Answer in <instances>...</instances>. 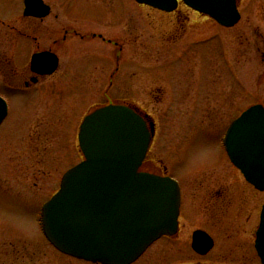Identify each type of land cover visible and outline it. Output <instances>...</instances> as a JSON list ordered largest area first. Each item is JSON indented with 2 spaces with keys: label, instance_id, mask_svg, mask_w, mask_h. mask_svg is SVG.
I'll return each instance as SVG.
<instances>
[{
  "label": "rangeland",
  "instance_id": "rangeland-1",
  "mask_svg": "<svg viewBox=\"0 0 264 264\" xmlns=\"http://www.w3.org/2000/svg\"><path fill=\"white\" fill-rule=\"evenodd\" d=\"M48 1L52 12L44 20L47 29L37 32L40 46L53 45L56 39L61 42L64 29L77 34L70 32L64 46H56L61 63L54 75L26 93L0 89L9 106L0 126V236L5 241H15L11 237L19 235L14 232L41 233L37 218L40 204L59 187L66 169L82 160L77 140L79 124L86 114L108 104L131 105L150 115L155 135L148 160L155 162L160 157L167 164L168 155L161 156V146L171 151L188 142L198 161L217 159L220 168L231 167L222 140L227 122L253 104L264 105V64L258 52L264 44V0H237L241 17L229 28L182 3L176 11L167 13L134 0ZM13 11L6 0H0V41L2 36L14 40L24 54L23 48L31 44L27 42V25L18 21L20 33L5 27L17 23L19 16ZM81 35L85 36L83 40ZM30 52L25 53L26 60ZM11 54L8 51L12 67L20 70L24 59ZM4 69L0 64V87L13 81L4 76ZM209 104L223 106L226 111L221 128L200 126ZM182 160L170 162L175 175L181 173L177 167ZM208 172L193 175L203 176L189 179L190 186L191 182L210 181L230 194L225 199L228 203L237 204L231 183L235 176L230 174L225 185V176L221 179ZM258 198L262 205L264 192ZM255 203L250 196L245 197L244 204L250 211L247 226L253 223ZM229 217L232 215L221 216L220 224ZM227 231L213 228L223 244L207 257H195L196 264H229L222 249L229 246ZM39 246L49 257L50 250ZM159 248V243L153 244L136 264L193 262L183 250L180 256L173 251L159 260ZM51 254L54 259L53 250ZM46 256L42 255L37 264H43ZM256 257L253 249L229 256L239 260L231 264H261Z\"/></svg>",
  "mask_w": 264,
  "mask_h": 264
},
{
  "label": "water",
  "instance_id": "water-1",
  "mask_svg": "<svg viewBox=\"0 0 264 264\" xmlns=\"http://www.w3.org/2000/svg\"><path fill=\"white\" fill-rule=\"evenodd\" d=\"M136 1L170 12L179 0ZM180 1L224 27H233L241 17L237 0ZM25 5V15L49 14L42 0H25ZM48 54L33 55L32 68L41 74L56 70L57 58ZM43 62L47 68L37 69ZM6 114L0 97V124ZM154 130L153 122L120 104L99 107L83 118L78 132L83 160L63 174L59 190L41 211L43 232L57 249L103 264H130L162 234L176 231L177 183L139 169ZM224 144L245 179L264 191V107L254 104L244 110L229 126ZM203 235L208 250L212 240ZM255 248L264 264V204Z\"/></svg>",
  "mask_w": 264,
  "mask_h": 264
},
{
  "label": "flooded vegetation",
  "instance_id": "flooded-vegetation-1",
  "mask_svg": "<svg viewBox=\"0 0 264 264\" xmlns=\"http://www.w3.org/2000/svg\"><path fill=\"white\" fill-rule=\"evenodd\" d=\"M6 1L8 3V8L14 10L18 14L17 16L19 17L17 18L19 19L16 20V24H12L11 26L9 23L5 25V27L9 30H14L20 33L21 29L17 24L18 21H23L22 23H25V25H27L28 27L26 29H29L30 31V35L27 34L26 36L28 38L27 42L31 44H26V46L28 47L26 49L23 48L22 51L24 54H22L20 52V49L18 50L19 46L15 44L14 40L6 39L2 36V40L0 41V64L1 66H3V68H5L4 76L8 77L9 79L13 78V81L11 80L9 82L3 83L0 89L13 93H26L34 86H36L39 82H41L44 78L54 75L59 70L61 55H59L57 47L64 46V44L68 40L67 35L70 32L73 35H76L77 32L73 29H64L63 36H61V42H58V39H56L53 40V45L41 47L38 43L39 40L37 32L41 31L42 29H44V31L47 29V25L44 24V20L51 15L52 5L50 4V2L48 0H43V2L50 7L49 14L45 17L37 18L34 16H25L23 14L25 9L24 0H21V5H18V0ZM32 11L36 12L37 9L32 8ZM80 37L81 40H83L85 36L81 35ZM110 42L111 41H109L108 43ZM262 46L263 48H258V52L260 54L261 62L264 64V44ZM29 50L31 52L30 54H28V58L26 60L24 55ZM8 51L9 54H11L12 52L11 55H18V57H22L24 59V64L22 65L20 70L16 69L14 66L12 67V62L8 57ZM46 52L56 55L58 65L56 70H54L52 73L41 74L37 70L32 68L31 57L34 54ZM36 68L46 69L47 63H40ZM128 106L134 108L148 121L151 120L149 114L139 110L137 107L131 105ZM204 112V119H201L199 121L200 126L221 128L223 121L227 117V113L224 110L223 106L218 107V105L209 104V106L205 108ZM228 125L229 122H227L224 131L226 130ZM161 150V156L162 154L168 155L167 164L164 158L158 157L157 161L155 160L154 162V160H148L146 156L142 163L141 170L158 175L160 177H169L174 179L178 184L180 202L178 207L176 231L172 234H162L153 243L160 244V253L158 254V259L163 260L164 256H166L168 252L173 251L175 253L178 252V254H175L176 256H180V250H183L184 252L189 254L188 260L193 261L189 264H196L197 262L194 259L195 257H207L209 254H211L212 251L218 250L220 244H223L221 243L222 241L219 243V237L213 232L214 227L219 229V231H227L228 229L227 233L225 234L226 236H224L225 238H227V240H230L229 246H224L222 249L226 254V260H228L229 264H231L230 262H234L233 260H236L237 262L239 261L237 260V258L230 259L229 256L231 257L232 255L238 254L242 255L245 250H255V234L260 223V212L262 206L260 203V199L258 198L261 191L249 184L244 179L241 172L232 163H230L231 167H225L226 169H222L220 168V164L218 163L219 161L217 159H211L204 163V161H198L197 159L193 158L191 152V143L184 142L182 148L179 146L178 149V147L176 146L171 151L165 150L161 146ZM181 157L183 158L182 161L184 162L181 166L177 167L179 170H181V173L175 175L172 172V169L174 167H171L172 163L170 162L181 159ZM227 159L229 160L228 156ZM153 163H158V165H156L155 167ZM205 172H208L209 174H218V176H221V179L222 176H225L223 181L225 185L229 184V175L233 174V177L235 176V180L231 182L235 187L233 196L238 203L232 205L228 203L226 200L230 197V194L225 193L224 191L221 192L222 190L215 184H212L210 181L207 182V180H204L203 182L199 183L191 182L190 186V182H188L189 179H191V181L200 180V178L198 177L203 176L200 175L193 177V175H195L196 173L202 174ZM188 186H190L189 189ZM3 190L8 191L9 189L4 188ZM51 195L52 193H50L49 197H51ZM248 196H250V200L252 202L256 203L253 223L247 226L245 225V220L249 221L250 211L249 208H246L248 207V204L245 205L244 200L245 197L247 198ZM254 196H256L258 199L254 200ZM48 198H46L44 201H46ZM246 211L247 214L245 215ZM197 214L204 216L205 219L202 220V218H200V215L198 217ZM226 214L232 215V217H229V219L227 220H223L224 224H220L219 219L221 218V216H225ZM197 232L200 236L195 237L194 240V234H196ZM15 233L19 235V237H11L16 239L15 241H5L4 236H0V264H37L38 260H42V255L46 256V254L42 252V247L39 246V244L42 246L44 245L45 250H50V256L45 257L43 264H102L100 262L86 261L60 252L53 247V245L47 240L42 231L36 236L32 234L22 235L17 232H14L13 234ZM201 233L207 235L212 240V247L208 250H204V247L202 246V240L205 236ZM2 234L3 233H0V235ZM20 236L24 237L23 239H27L28 241L25 242L23 240V242H21L20 239H22V237ZM194 243L198 247H194ZM153 244L150 245L146 250L152 247ZM51 250L55 252L54 259L51 254ZM199 250H201L202 252ZM146 252L147 251H145L136 261L131 264H136ZM257 260L260 262V259L257 258Z\"/></svg>",
  "mask_w": 264,
  "mask_h": 264
},
{
  "label": "bare ground",
  "instance_id": "bare-ground-1",
  "mask_svg": "<svg viewBox=\"0 0 264 264\" xmlns=\"http://www.w3.org/2000/svg\"><path fill=\"white\" fill-rule=\"evenodd\" d=\"M147 251V250H146Z\"/></svg>",
  "mask_w": 264,
  "mask_h": 264
}]
</instances>
